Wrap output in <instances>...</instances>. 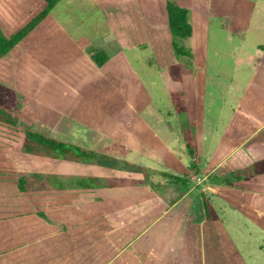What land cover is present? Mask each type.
<instances>
[{"label": "crops", "instance_id": "crops-1", "mask_svg": "<svg viewBox=\"0 0 264 264\" xmlns=\"http://www.w3.org/2000/svg\"><path fill=\"white\" fill-rule=\"evenodd\" d=\"M62 1L0 59V93L23 124L95 158L23 153L14 128L0 144V264H264V0H177L191 11L190 57L174 53L166 0H93L106 22L93 37L68 27ZM41 2L0 0L4 35ZM93 47L109 57L100 68ZM23 174L43 178L21 191ZM206 200L212 218L197 221ZM227 208L259 244L227 228Z\"/></svg>", "mask_w": 264, "mask_h": 264}, {"label": "trees", "instance_id": "trees-1", "mask_svg": "<svg viewBox=\"0 0 264 264\" xmlns=\"http://www.w3.org/2000/svg\"><path fill=\"white\" fill-rule=\"evenodd\" d=\"M60 1L61 0H42L41 4L19 25H17L8 36L4 35L0 26V59L14 47L19 45L35 27H37L49 14H51ZM166 9L175 55L177 57H190L191 51L184 47L185 41H187L192 34V27L189 21L191 14L190 8L180 5L177 0H166ZM87 54L92 62L99 68L106 64L109 60L107 53L100 48H90L87 51ZM169 71L174 78H178V65L171 66ZM3 95L4 94L0 93V125L16 128L23 134L24 140L20 147V150L23 153L74 162L86 161L95 158V153L93 151L85 150L76 145L67 144L23 124L19 119L20 105L16 103L14 107H8L6 105V101H9L6 97L7 93L4 96ZM184 141L186 143L187 152L193 160L195 157V145L193 138L189 134H186L184 136ZM143 172L146 178L150 179L149 176L151 171L144 169ZM161 176L167 178L170 183L177 186L180 185L187 187L189 183L187 178L178 177L169 173H161ZM42 178L43 177L40 175H20L18 182L19 189L21 191L31 190L33 188L32 184L34 182L40 183ZM234 179L239 178L236 177L231 180H224V182L225 184H231ZM53 181L57 182L58 178L55 176L50 177L49 182L51 183ZM155 184L156 183L154 181L150 180L151 188L154 189ZM56 186L57 188H65L61 181L58 182ZM75 187L90 188L91 186L86 183V179H76ZM198 207L195 209L196 217H198L197 221L204 218L202 216V212L205 213V217L208 219L212 218L210 215L208 200L203 203L201 202ZM39 216L45 218L42 213H39Z\"/></svg>", "mask_w": 264, "mask_h": 264}, {"label": "rangeland", "instance_id": "rangeland-1", "mask_svg": "<svg viewBox=\"0 0 264 264\" xmlns=\"http://www.w3.org/2000/svg\"><path fill=\"white\" fill-rule=\"evenodd\" d=\"M66 8L68 9V17L71 20V22L67 24L70 29L74 30L77 27V29H79L77 32H85L89 37H93L99 32H104L103 29H106V22L103 21V19L95 20L93 18L95 12L98 13L97 11H95V5L93 4V0H63L59 6L58 12L62 13L64 12L62 9H65L66 11ZM71 16H73V19L71 18ZM62 17L66 19L65 16ZM217 37L218 35H214L213 38L216 39ZM184 47L186 49H189L186 42L184 43ZM127 51L129 53L131 52L130 50ZM144 53L145 60H148L150 58L148 54L149 52L146 51ZM140 61L141 62L138 63V66L139 68L144 69L143 61ZM16 131L17 130L12 127L0 125V144L5 145V142L7 140H15L17 137H19ZM194 182L196 184V181ZM217 216H219L223 220H226L228 224L227 228H229L230 226V228H233V224H240L242 226V232L245 234V237L248 238V241L251 245L255 246L259 244V242H261V235H263V233L259 230L257 226L253 225L249 221H245V219L236 210L232 208H227L224 212L217 211ZM248 231L253 232V237H249L246 234ZM237 234L239 235L240 233Z\"/></svg>", "mask_w": 264, "mask_h": 264}, {"label": "built area", "instance_id": "built-area-1", "mask_svg": "<svg viewBox=\"0 0 264 264\" xmlns=\"http://www.w3.org/2000/svg\"><path fill=\"white\" fill-rule=\"evenodd\" d=\"M191 180H192V181H196V183H199V182H200V178L197 177V176H193V177L191 178Z\"/></svg>", "mask_w": 264, "mask_h": 264}]
</instances>
